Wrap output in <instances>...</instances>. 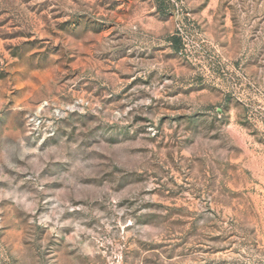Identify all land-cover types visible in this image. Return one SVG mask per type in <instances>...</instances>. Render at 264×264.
Instances as JSON below:
<instances>
[{"label": "rangeland", "instance_id": "rangeland-1", "mask_svg": "<svg viewBox=\"0 0 264 264\" xmlns=\"http://www.w3.org/2000/svg\"><path fill=\"white\" fill-rule=\"evenodd\" d=\"M0 264H264V0H0Z\"/></svg>", "mask_w": 264, "mask_h": 264}]
</instances>
